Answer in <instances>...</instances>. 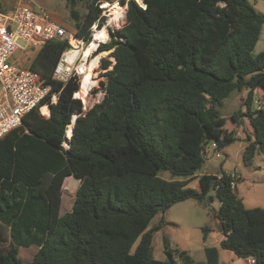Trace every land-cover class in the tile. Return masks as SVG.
I'll return each instance as SVG.
<instances>
[{
  "label": "trees",
  "instance_id": "1",
  "mask_svg": "<svg viewBox=\"0 0 264 264\" xmlns=\"http://www.w3.org/2000/svg\"><path fill=\"white\" fill-rule=\"evenodd\" d=\"M65 1L76 36L85 39L102 12L98 5L115 2ZM119 2L125 24L101 47L114 48L101 102L83 111L72 98L76 82L52 78L66 42L48 41L30 61L50 86L40 103L49 117L33 109L0 139V264H21L20 248L31 246L38 249L31 264H197L165 240V260L153 259L160 226L149 224L176 204L213 198L222 239L218 248H204L203 264H218L219 250L264 264V209H245L226 172L195 175L204 148L220 151L240 140L244 121L253 130L244 163L264 154V50L252 55L264 16L248 0ZM243 91L245 112H219L232 92ZM256 97L260 106L253 108ZM74 114L80 115L64 148ZM67 177L79 186L71 211L61 215ZM193 178L197 189L188 188Z\"/></svg>",
  "mask_w": 264,
  "mask_h": 264
},
{
  "label": "rangeland",
  "instance_id": "2",
  "mask_svg": "<svg viewBox=\"0 0 264 264\" xmlns=\"http://www.w3.org/2000/svg\"><path fill=\"white\" fill-rule=\"evenodd\" d=\"M26 1L27 0H22L24 4H27ZM34 1L47 10L53 18L69 30H75L74 22L70 16V6L67 5L65 0ZM114 3L122 5L119 0H115ZM114 3H103L102 6H100V8L103 9V13L107 15L105 16L106 18H104L105 22H108V10H111L110 6ZM248 3L256 10V12L264 16V0H248ZM124 6L126 7V5ZM75 10L80 15H83L86 12V7L84 4H79L75 7ZM122 22L123 23H119V25H117L119 26L117 28L118 30L125 24V16ZM110 26L112 27L113 25L111 24ZM113 29L115 30V28ZM18 45L20 47H24L25 44L18 41ZM36 50L37 49L33 48L29 49L27 52L17 51L14 55V60L20 64L18 65L20 67L29 65L30 61L35 56ZM263 50L264 26L261 29L260 36L252 51V55L257 56ZM104 51H106L107 54L102 57L101 63L106 60L110 62V65L106 70H102L104 72L99 75V88L95 91L97 93L99 92V89H101L102 95L99 102H101L104 97L103 88L100 83L106 82V78L103 76L105 75V72L111 70L114 62V59L110 56L112 49L103 50V52ZM245 100V91L241 93L232 92L230 96L224 100L219 112L226 116L234 114L237 111L245 112ZM93 105L86 107V110ZM258 105L259 102L256 97V101L253 103L252 107L255 108ZM82 110L84 111V108H82ZM42 111V115L48 116L49 111L47 108ZM77 115L78 114H74L73 119ZM238 133L241 139L235 141L223 150L215 151L211 145H207L204 148L205 154L203 156L202 167L195 175L197 177L203 174L218 176L221 172H226L232 177H235V193L242 200L245 209H264V154L255 155L252 165H246L244 163L243 150L245 148V140H247V137H253V130L249 123L244 121L243 126L238 129ZM65 139L66 137L64 140ZM216 153L219 154V158H216ZM161 177L164 179H170L168 173H162ZM195 179L196 178L189 180L188 188H197ZM78 186L79 181L73 177H67L64 180L61 190V215L71 211L75 198V191ZM210 196H213L212 192L210 193ZM218 207L219 202L216 198H213L211 202L207 200L203 203L188 200L172 206L163 214L155 216L149 224V228L157 225L160 226V228L153 235V259L158 261L165 260V255L163 253L165 240L171 248H177L185 251L195 262H204L205 257L203 249L205 247H216L218 242L222 239L219 223L214 216ZM203 229H207V231L203 232ZM37 250L38 249L35 246L20 248L17 258L20 260L21 264H31V259ZM219 251L221 253V264H225L228 261V257L224 256L225 254L229 255V257L236 261V264H245V260L235 257L231 252L223 250ZM177 264H179V262Z\"/></svg>",
  "mask_w": 264,
  "mask_h": 264
},
{
  "label": "built area",
  "instance_id": "3",
  "mask_svg": "<svg viewBox=\"0 0 264 264\" xmlns=\"http://www.w3.org/2000/svg\"><path fill=\"white\" fill-rule=\"evenodd\" d=\"M26 3H21L11 12L0 15V139L21 126L23 118L33 109H38L41 115L43 107L48 109L47 104L40 106V103L48 96L50 86L29 68L30 64L18 66L20 64L14 60L17 51L27 52L33 48L38 50L48 41L55 39L66 42L67 46L53 69L52 78L61 83L75 81L77 89L73 92L72 98L79 100L86 111V107L99 103L102 95L101 89L95 92L99 88V75L104 72L101 67L102 57L92 70V76L85 88L87 92L82 99L79 94L84 72L89 63L103 52L101 47L110 42V32L117 31L119 27H111L105 20L101 23V19L107 15L100 8L103 3H100L98 6L102 12L99 19L89 27V38H80L76 36V30H69L34 0H27ZM122 21L123 19L119 23H123ZM101 32L106 33V37L97 39L96 35ZM18 41L23 42L24 47H20ZM56 101L57 95L54 94L50 97V103ZM211 146L218 151L215 145ZM219 157L216 153V158ZM232 187L234 188L233 184ZM247 262L255 264L254 260Z\"/></svg>",
  "mask_w": 264,
  "mask_h": 264
},
{
  "label": "bare ground",
  "instance_id": "4",
  "mask_svg": "<svg viewBox=\"0 0 264 264\" xmlns=\"http://www.w3.org/2000/svg\"><path fill=\"white\" fill-rule=\"evenodd\" d=\"M137 3H139L140 5H142L143 6V3H142V0H135ZM105 6V5H104ZM110 8H111V10H108L109 11V15H108V23L111 25H113V26H117V25H119V22H120V20L121 19H123L124 18V16H125V10H126V7L124 6V5H119V4H117V3H114L112 6H110ZM101 37H103V38H105L106 37V33H104V32H101V33H98L97 35H96V38L97 39H100ZM107 54V52L106 51H104V52H102L101 54H100V56H98V58H96V59H93L90 63H89V65H88V67L86 68V71L84 72L85 73V76H84V78H83V81H82V88H81V92H80V94H79V96L82 98V99H84V97H85V94H86V90H85V88H86V85H87V83H88V81H89V79H90V76H92V70L96 67V65H97V62H98V59L100 58V57H103V56H105ZM46 110V108L45 107H43L42 109H41V113L43 112L42 110ZM74 119H75V117H74ZM72 127H73V121H72V123L71 124H69L68 125V127H67V129H66V134H65V137H66V139L64 140V142H63V145H64V147H69V139H70V137H71V134H72Z\"/></svg>",
  "mask_w": 264,
  "mask_h": 264
},
{
  "label": "crops",
  "instance_id": "5",
  "mask_svg": "<svg viewBox=\"0 0 264 264\" xmlns=\"http://www.w3.org/2000/svg\"><path fill=\"white\" fill-rule=\"evenodd\" d=\"M21 3H23L22 0H0V15L11 12L14 9V7H16L17 5H19ZM196 184H197V181H196ZM195 189H197V188H195ZM220 241L218 242V245L216 246L217 248L219 246ZM203 252H204V249H203ZM223 254H225V253H223ZM220 256H221V253L219 251L218 252V264H221L220 263ZM224 256L228 257L227 258L228 261L225 264H236V261H234L231 257H229V255L225 254ZM204 262H205V260H204ZM204 262H202V263L195 262V263L203 264ZM245 264H249V263L247 261H245Z\"/></svg>",
  "mask_w": 264,
  "mask_h": 264
},
{
  "label": "water",
  "instance_id": "6",
  "mask_svg": "<svg viewBox=\"0 0 264 264\" xmlns=\"http://www.w3.org/2000/svg\"><path fill=\"white\" fill-rule=\"evenodd\" d=\"M142 3H143V0H142ZM139 4V3H138ZM140 5V4H139ZM143 6H145V4L143 3ZM112 51H114V48L112 49ZM80 114H78L77 116H79ZM76 116V117H77ZM49 117V116H48ZM76 117H75V119H73L72 118V120H73V126H74V123H75V120H76ZM72 129H73V127H72ZM69 145H70V139H69Z\"/></svg>",
  "mask_w": 264,
  "mask_h": 264
}]
</instances>
